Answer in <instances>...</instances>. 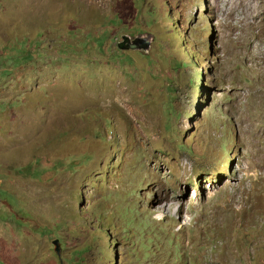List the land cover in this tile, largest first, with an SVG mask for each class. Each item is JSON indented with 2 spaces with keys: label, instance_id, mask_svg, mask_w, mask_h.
Here are the masks:
<instances>
[{
  "label": "rangeland",
  "instance_id": "374dc122",
  "mask_svg": "<svg viewBox=\"0 0 264 264\" xmlns=\"http://www.w3.org/2000/svg\"><path fill=\"white\" fill-rule=\"evenodd\" d=\"M0 264H264V0H0Z\"/></svg>",
  "mask_w": 264,
  "mask_h": 264
},
{
  "label": "water",
  "instance_id": "95a60500",
  "mask_svg": "<svg viewBox=\"0 0 264 264\" xmlns=\"http://www.w3.org/2000/svg\"><path fill=\"white\" fill-rule=\"evenodd\" d=\"M138 41L136 39L134 40H130V37L127 35H122L121 36V41L117 42L116 47L117 49L121 50V51H125V50H133L136 51L138 49H141L142 45H138L137 43ZM146 44H148L146 42ZM146 44L144 46H146ZM147 48V47H145Z\"/></svg>",
  "mask_w": 264,
  "mask_h": 264
},
{
  "label": "trees",
  "instance_id": "16d2710c",
  "mask_svg": "<svg viewBox=\"0 0 264 264\" xmlns=\"http://www.w3.org/2000/svg\"><path fill=\"white\" fill-rule=\"evenodd\" d=\"M149 38H152V35H151ZM187 64H188V63H185V64H184V63H183V64L179 63V66H181V67L183 68V67H186Z\"/></svg>",
  "mask_w": 264,
  "mask_h": 264
},
{
  "label": "bare ground",
  "instance_id": "6f19581e",
  "mask_svg": "<svg viewBox=\"0 0 264 264\" xmlns=\"http://www.w3.org/2000/svg\"><path fill=\"white\" fill-rule=\"evenodd\" d=\"M121 51V50H120Z\"/></svg>",
  "mask_w": 264,
  "mask_h": 264
}]
</instances>
